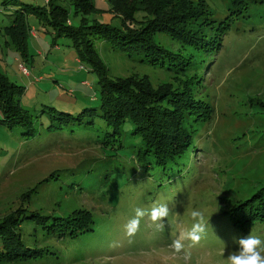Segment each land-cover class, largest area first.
<instances>
[{
  "label": "rangeland",
  "instance_id": "1",
  "mask_svg": "<svg viewBox=\"0 0 264 264\" xmlns=\"http://www.w3.org/2000/svg\"><path fill=\"white\" fill-rule=\"evenodd\" d=\"M233 1L207 0L215 27L203 29V38L219 34L209 53L207 47L201 50L161 34L156 40L176 53L177 61L166 55L146 60L96 40L110 77L147 75L155 86H178L175 76L184 72L192 99L211 111L200 123L187 116L198 129L181 158L157 166L149 156L152 167L139 154L140 137L127 132L130 122L123 125V136L100 119L92 127L61 125L59 117L65 115L59 112L78 117L85 109L99 108L97 72L79 60L70 37L56 35L32 14L28 21L37 30L30 32L24 57L7 33L17 7L0 11V72L20 88L21 106L29 110L35 129L29 134L8 127L0 106V221L19 209L51 217L81 210L98 225L93 234L65 243L58 236L47 238L41 225L25 220L20 229L25 247L51 248L56 255L24 262L19 252L12 263L0 264H228L227 256L242 250L240 238L264 239V220L242 231L229 217L264 187V0ZM96 3L109 7L106 0ZM71 13L78 23L80 17ZM105 14L108 19L105 15L102 21L121 23ZM161 205L169 215L154 222L151 210ZM137 207L146 214L129 237L124 226ZM194 210L204 213L206 225L199 241L188 236L196 223ZM176 240L180 252L174 250ZM7 251L0 240V254Z\"/></svg>",
  "mask_w": 264,
  "mask_h": 264
},
{
  "label": "trees",
  "instance_id": "2",
  "mask_svg": "<svg viewBox=\"0 0 264 264\" xmlns=\"http://www.w3.org/2000/svg\"><path fill=\"white\" fill-rule=\"evenodd\" d=\"M106 1L109 7L104 9L99 8L96 0H46L45 5L24 3L21 0H0V11L3 8L17 7L7 27V33L11 40L9 43L20 50L24 57L28 55L30 32L32 29L37 30L28 21L32 14L56 35L70 37L78 51L79 60L88 62L97 72L100 84L99 108L85 109L78 117L59 112V115H65L59 117L61 125L71 122L72 125L92 127L95 120L100 119L106 126L113 128L115 135L123 136V125L130 122L132 127L127 132L132 130L133 135L142 140L139 154L145 165L153 166L147 162V158L152 156L157 166H167L169 161L174 163L181 158L194 140L198 128L193 126L187 116L200 123L206 121L211 111L209 112L205 102L192 99L193 94H190L187 82L183 80L186 76L184 72L175 76L179 79L178 86L173 83L155 86L147 75L110 77L96 49V40L105 41L115 50L126 52L129 56L143 55L146 60H158L166 55L172 61H177L176 53L160 45L156 37L166 34L190 46L194 44L195 48L201 50L207 47L209 53L216 48L219 34L217 39H206L203 38V29L213 30L215 20L211 16L207 0ZM245 1L247 4V0L233 2L236 5H244ZM19 5L21 7H18ZM72 10L75 17H80L78 23L71 19ZM106 12L112 14L113 18L119 17L121 23L117 25L102 21L101 18L105 15L108 19ZM199 21H202V25L197 28L194 24ZM164 65L166 64L162 61V66ZM200 65H203V62ZM20 91L18 85L11 83L0 72V106L4 113V122L12 129L25 128L29 134H33L34 121L29 110L21 106ZM240 209L229 216L239 230L243 231L245 227L250 229L256 221H263L264 187ZM79 211L81 210L53 217L45 213H26L25 209L9 213L0 221V240L8 249L6 254H0V262L12 263L14 256L19 257V252L24 253L21 258L24 262L33 261L34 258L43 260L48 255H56L57 252H51V248L25 247L20 232L25 220L41 225L40 228L47 234V238L58 236L63 238L65 243L95 232L98 225L93 222L94 218L82 215Z\"/></svg>",
  "mask_w": 264,
  "mask_h": 264
},
{
  "label": "clouds",
  "instance_id": "3",
  "mask_svg": "<svg viewBox=\"0 0 264 264\" xmlns=\"http://www.w3.org/2000/svg\"><path fill=\"white\" fill-rule=\"evenodd\" d=\"M145 214V209L139 207L135 209V216L124 226L127 236L132 237L139 231L141 219ZM150 215L154 222L162 220L169 215V208L166 205L155 207L151 210ZM191 215L196 223L193 224L188 236L194 241H199L200 234L205 232L206 227L204 213L194 210ZM239 244L242 250L229 254L227 256L228 264H264V239L257 236H248L247 238H240ZM173 247L176 252H180L182 244L179 240H176L173 242Z\"/></svg>",
  "mask_w": 264,
  "mask_h": 264
},
{
  "label": "built area",
  "instance_id": "4",
  "mask_svg": "<svg viewBox=\"0 0 264 264\" xmlns=\"http://www.w3.org/2000/svg\"><path fill=\"white\" fill-rule=\"evenodd\" d=\"M20 68L25 74H29V70L23 64H20Z\"/></svg>",
  "mask_w": 264,
  "mask_h": 264
}]
</instances>
